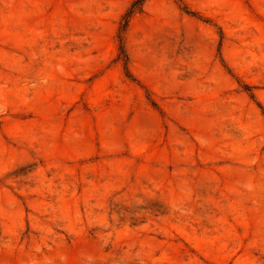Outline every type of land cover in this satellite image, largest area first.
Returning <instances> with one entry per match:
<instances>
[{
    "label": "rangeland",
    "instance_id": "obj_1",
    "mask_svg": "<svg viewBox=\"0 0 264 264\" xmlns=\"http://www.w3.org/2000/svg\"><path fill=\"white\" fill-rule=\"evenodd\" d=\"M133 1L0 0V264H264V0Z\"/></svg>",
    "mask_w": 264,
    "mask_h": 264
},
{
    "label": "trees",
    "instance_id": "obj_2",
    "mask_svg": "<svg viewBox=\"0 0 264 264\" xmlns=\"http://www.w3.org/2000/svg\"><path fill=\"white\" fill-rule=\"evenodd\" d=\"M145 0H134L132 4L130 5L128 11L124 14L122 17V25L120 26L119 32H118V40L120 43V51L122 54H124V47H123V36L125 33V30L128 26L129 20L135 13H139L143 7ZM126 58V56H124Z\"/></svg>",
    "mask_w": 264,
    "mask_h": 264
}]
</instances>
